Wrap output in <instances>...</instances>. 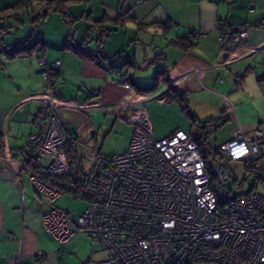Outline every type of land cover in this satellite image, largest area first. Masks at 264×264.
Here are the masks:
<instances>
[{
	"label": "crops",
	"instance_id": "1",
	"mask_svg": "<svg viewBox=\"0 0 264 264\" xmlns=\"http://www.w3.org/2000/svg\"><path fill=\"white\" fill-rule=\"evenodd\" d=\"M18 3L22 17L28 12L22 0H0V11L7 14ZM56 5L72 21L70 29L58 10L33 26L36 40L20 34L22 18L15 31L19 35L7 40V31L0 28V147L4 143L17 159L27 156V137L37 129L32 121L40 103L30 96L45 85L38 58L47 66L60 61L59 89L65 103L104 106L108 112L125 98L126 92L117 82L124 73L139 92L133 100H124L137 102L146 111L153 132L160 137L177 128L189 135L194 128L201 131L178 100L166 101L171 91L185 96L195 120L208 123L205 132L214 129L216 148L238 128L248 135L255 129L264 133V0H61L52 4ZM13 23L9 26H15ZM238 29L246 31L245 40L232 45L227 35ZM101 33H105L102 42ZM26 40L39 42L31 55L5 58L3 49ZM182 41L195 44L183 50L178 45ZM77 48L98 57L82 56ZM171 77L177 80L176 87L150 97ZM155 84L154 92H145ZM99 112L110 116L99 108L64 107L58 112L76 135L80 153L93 148L86 150L97 128L92 113ZM218 155L215 152L209 159ZM6 168L0 157V264H16L15 253L20 249L28 257L23 264H34L38 256L41 264L106 258L107 253L84 234L58 245L42 227L38 197L27 198L24 171L20 181H14Z\"/></svg>",
	"mask_w": 264,
	"mask_h": 264
},
{
	"label": "built area",
	"instance_id": "2",
	"mask_svg": "<svg viewBox=\"0 0 264 264\" xmlns=\"http://www.w3.org/2000/svg\"><path fill=\"white\" fill-rule=\"evenodd\" d=\"M245 35L240 29L229 41L241 44ZM59 66V60L53 62L54 70ZM48 80L44 91L30 96L40 109L33 114L37 129L27 137V159H17L4 143L0 157L14 181H20L21 171L27 174L37 193L42 227L58 245L84 234L107 253L103 260L78 264H264V192L231 197L225 185L235 175L232 163L243 162L264 186L261 129L250 135L236 129L218 145L219 157L207 169L187 131L177 128L157 136L146 111L124 100L139 94L124 75L117 82L126 95L112 112L89 103H65L55 78ZM176 84L171 77L150 97ZM64 107L99 108L130 124L128 147L113 156L95 147L80 153L75 135L58 116ZM62 194L83 200L85 208L68 212L56 207ZM15 257L16 264L28 258L21 249ZM36 259L34 264H41Z\"/></svg>",
	"mask_w": 264,
	"mask_h": 264
},
{
	"label": "rangeland",
	"instance_id": "3",
	"mask_svg": "<svg viewBox=\"0 0 264 264\" xmlns=\"http://www.w3.org/2000/svg\"><path fill=\"white\" fill-rule=\"evenodd\" d=\"M32 9H30L31 11ZM35 12V11H32ZM28 13V14H27ZM26 14H23L22 18V27L19 29L20 34H27L25 37L26 39L29 38V36H32L34 40H36L35 36L36 33L33 30L34 24L31 22V26L29 25V17H31L32 13L27 12ZM31 20V18H30ZM8 21V23H7ZM7 21H4L3 24H0V27L4 25L5 36L8 39H10L11 36H14L19 32H15L17 29V26H9L11 23L16 22L15 18H9ZM15 24V23H13ZM25 24V26H24ZM27 25V26H26ZM40 25V24H39ZM39 25L37 27H39ZM3 27V26H2ZM18 30V31H19ZM4 32V31H3ZM14 42V40L12 41ZM257 104V102H255ZM98 113V112H96ZM92 113L93 115V124L97 127L95 129V135L91 138L92 145H88V149L91 147H95L96 149H99V152L104 156H113L115 154L123 152L127 146V141L130 140L132 137V128L129 127L126 123L114 118L112 115L105 116V114L99 112V114ZM81 117L80 115H75V118ZM105 126V127H103ZM213 128V127H212ZM264 129V127H262ZM214 131V129L212 130ZM209 128L207 132L202 133L197 128L193 129V134L195 137L200 138V148L203 153L209 157L210 151L208 149V142L206 140L207 138L211 141L212 145L211 147L213 150L216 149L214 136L215 132H212ZM209 141V142H210ZM130 143V142H129ZM214 145V147H213ZM210 148V147H209ZM91 150L85 153H90ZM232 166L234 168V178L226 182V186L231 188V192L229 193V196L234 197L236 195L244 194L249 191L253 192H264V186H262L261 183H259L254 175L249 171V165L244 164L243 162H233ZM24 177L27 180V184L25 187V191L27 194V198L33 200V198L37 197V193L34 192V185L32 182L28 179V176L25 172H23ZM36 194V195H35ZM56 207H59L61 209H64L68 212H80L82 211L86 203L83 200L77 199L75 197H72L69 194H62L58 200L55 203ZM210 264V263H205Z\"/></svg>",
	"mask_w": 264,
	"mask_h": 264
},
{
	"label": "trees",
	"instance_id": "4",
	"mask_svg": "<svg viewBox=\"0 0 264 264\" xmlns=\"http://www.w3.org/2000/svg\"><path fill=\"white\" fill-rule=\"evenodd\" d=\"M59 1H61V0H50V1L36 0L37 7L33 6L32 0H22V3L21 4L24 7L27 8V11L28 12H31L32 13L31 19H32V23L34 24V26L37 25L39 22H41L50 12L57 11L58 10L61 13H63V16H64V19H65L66 25H67L68 29H70L72 27V21L66 16L65 11H63L61 8L59 9V7L57 5L55 7L52 6V4L54 2L57 3ZM18 6H19V3L13 7L12 11H9L8 10L7 11V14L4 13L6 11H0V24H3L4 21H6L7 18H15L16 21H17V23L15 24V26H18L19 25L18 21L21 23V16H20L21 11L17 10L18 9ZM30 9H32V10L30 11ZM32 11H35V12H32ZM8 13H10V14L8 15ZM2 26L0 27L1 29L4 28V25H2ZM238 30H240V29H238ZM235 32H237V30L234 31V32H232V33H230L229 35H227L228 41H229L230 35L233 34V33H235ZM104 36H105V33H101V35H100V42L103 41ZM38 43L39 42H35L33 44H29L28 41L26 40L25 42H22V43L18 44V46L14 47V48H11V49H3V53H4L5 58H7V59H11V58H13L15 56H18L20 54L31 55L33 53V51L35 50V48H36V46H37ZM194 44H195L194 42H192V43L189 44V43H184L183 41L178 43L179 46H182L183 50H187L189 47L194 46ZM70 46L72 47L74 45H70ZM76 50L82 56H85V57H89V58H92L93 59L94 56H95V55L89 54L87 51H83L81 48H77ZM95 57H98V56H95ZM40 60H43V59L38 58V63L42 66L41 74H42V76H43V78L45 80V85H44V88H43L42 91H44L45 86H46L47 82L49 81L48 80L49 78H55V80L57 82V86L59 87V79H60L59 67L56 70H54L53 69V62L54 61L52 62V64L50 66H47L44 60H43V64L40 63ZM1 63L2 62L0 60V64ZM44 73H46L49 77L46 78L44 76ZM122 75L125 76L124 73H122ZM167 83H168V81H166V84ZM157 86H158V84H155L154 87H152L150 89H145V92H148V91L149 92H154L157 89ZM42 91H40V92H42ZM40 92H38V93H40ZM60 93H61V96H62L61 90H60ZM171 100H178L181 103V105H182L183 112H185L190 117V119L192 120V124L194 126H197L198 128H200L201 131H202V133H205V128L208 126V123L200 124L197 120L194 119V116H193V114L191 113V111L189 109L188 101H187V99L185 98L184 95H182L181 93H178V92H172L171 91L170 94L168 95L166 101H171ZM69 131L71 133H73L71 130H69ZM190 136L198 144L200 155L202 156V158H203V160L205 162V165H206V167L208 169L209 168V165L213 161L214 157H213V159H209L210 156L207 157V155L201 151V148L199 146L200 145V141H199L200 138L195 137L194 134H193V132L190 133ZM75 137H76V135H75ZM215 152H217L216 149L213 150V152H210V154L211 155H214ZM27 154H28V152H27ZM27 157L28 156H26L25 158H23V160L27 159Z\"/></svg>",
	"mask_w": 264,
	"mask_h": 264
},
{
	"label": "bare ground",
	"instance_id": "5",
	"mask_svg": "<svg viewBox=\"0 0 264 264\" xmlns=\"http://www.w3.org/2000/svg\"><path fill=\"white\" fill-rule=\"evenodd\" d=\"M256 130V129H255Z\"/></svg>",
	"mask_w": 264,
	"mask_h": 264
}]
</instances>
